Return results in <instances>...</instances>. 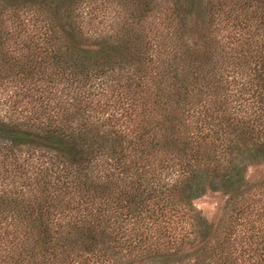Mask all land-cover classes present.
Listing matches in <instances>:
<instances>
[{
	"label": "trees",
	"instance_id": "trees-1",
	"mask_svg": "<svg viewBox=\"0 0 264 264\" xmlns=\"http://www.w3.org/2000/svg\"><path fill=\"white\" fill-rule=\"evenodd\" d=\"M0 264H264V0H0Z\"/></svg>",
	"mask_w": 264,
	"mask_h": 264
},
{
	"label": "rangeland",
	"instance_id": "rangeland-1",
	"mask_svg": "<svg viewBox=\"0 0 264 264\" xmlns=\"http://www.w3.org/2000/svg\"><path fill=\"white\" fill-rule=\"evenodd\" d=\"M251 169L250 173H254ZM227 197L220 191H208L205 195L195 200L196 208L209 222L216 223L222 214Z\"/></svg>",
	"mask_w": 264,
	"mask_h": 264
}]
</instances>
